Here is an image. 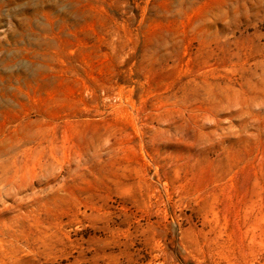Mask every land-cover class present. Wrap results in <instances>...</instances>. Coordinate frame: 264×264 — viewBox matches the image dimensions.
Here are the masks:
<instances>
[{
	"label": "rangeland",
	"instance_id": "1",
	"mask_svg": "<svg viewBox=\"0 0 264 264\" xmlns=\"http://www.w3.org/2000/svg\"><path fill=\"white\" fill-rule=\"evenodd\" d=\"M0 264H264V0H0Z\"/></svg>",
	"mask_w": 264,
	"mask_h": 264
}]
</instances>
